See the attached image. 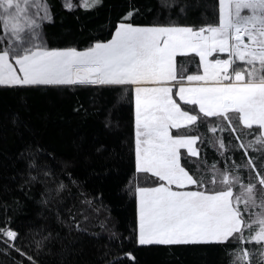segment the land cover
<instances>
[{"label": "snow or ice", "instance_id": "obj_1", "mask_svg": "<svg viewBox=\"0 0 264 264\" xmlns=\"http://www.w3.org/2000/svg\"><path fill=\"white\" fill-rule=\"evenodd\" d=\"M99 3L82 0L85 9ZM164 6H175V0ZM65 7L74 5L69 0ZM186 7L181 4L180 12ZM138 11L131 5L110 39L96 40L80 50L45 42L42 23L51 19L48 0H0V31L11 41V46L0 48V85L127 86L134 93L135 167L138 173L157 178L151 185L134 188L138 243L167 246L233 240L241 245L256 242L264 249V168L257 163L264 164V155L250 154H264V0H218L217 21L199 26L138 24L132 19ZM190 54L199 61L198 70L188 73L178 67L177 57ZM209 118H215L213 133L225 130V123L227 130L237 133L244 164L233 158L229 167L226 159L225 167L218 169L214 161L212 175L190 168L191 158L200 157L195 145L201 136L179 130ZM245 128L254 136L247 143L241 136ZM218 145L227 151L223 137ZM27 160L29 178L24 184L37 181L34 172L51 175V154L37 148ZM241 167L250 169L246 178ZM60 222L67 224L68 233L49 232L44 239L59 243L58 264H73L81 249L76 247L80 237L72 233L81 226L74 216ZM3 236L9 238L6 244L22 252L16 247L18 232L10 226V217L0 226ZM227 252L229 264L250 260L248 247ZM124 255L136 259L130 251ZM28 259L41 264L32 256Z\"/></svg>", "mask_w": 264, "mask_h": 264}, {"label": "trees", "instance_id": "obj_2", "mask_svg": "<svg viewBox=\"0 0 264 264\" xmlns=\"http://www.w3.org/2000/svg\"><path fill=\"white\" fill-rule=\"evenodd\" d=\"M71 1L74 7L69 9L66 0H48L51 19L43 21L42 36L50 47L77 46L82 50L96 40L110 39L131 5L139 9L132 19L144 25L171 22L199 26L218 19V0H175L171 8L164 5L173 0H100L91 9H85L82 0ZM184 3L187 7L180 12ZM6 45L11 42L0 31V48ZM188 56L190 59L177 57L178 67L188 73L197 71L198 57ZM134 111V93L127 86L0 85V226L10 217V226L18 232L16 247L22 249L16 251L5 243L9 238L0 237V264H33L28 256L41 264H58L61 257L55 253L59 243L44 237L49 232L66 235L67 224L60 221L73 216L81 226L72 233L80 237L76 247L81 249L73 264H229L227 249L237 246L250 249L251 264H264L259 260L264 250L253 242L138 243L134 188L151 185L157 178L136 170ZM214 122L215 118H209L179 130L201 136L196 143L200 157H192L189 166L205 175H212L214 161L221 169L226 159L229 167L233 158L237 164L246 160L237 133L227 130L226 123L225 130L218 128L213 133ZM250 131L245 128L241 133L245 143L254 139L248 135ZM220 137L227 151L219 148ZM37 148L53 157L51 175L34 172L37 181L27 185V157ZM257 163L264 168L259 160ZM239 171L246 178L250 169L241 167ZM61 182L63 189L58 188ZM129 251L135 260L124 255Z\"/></svg>", "mask_w": 264, "mask_h": 264}, {"label": "rangeland", "instance_id": "obj_3", "mask_svg": "<svg viewBox=\"0 0 264 264\" xmlns=\"http://www.w3.org/2000/svg\"><path fill=\"white\" fill-rule=\"evenodd\" d=\"M66 1H68L69 2V0H66ZM71 1V0H70ZM72 2V1H71ZM42 12H43V9H41V14H42ZM2 24V22H0V25ZM3 27V26H2ZM9 42H11L10 40H9ZM178 56H185V55H178ZM187 57H189L188 55H186ZM188 59H190V57L188 58ZM189 64H191V61H189ZM181 70H185V69H182L181 68ZM2 86H6V85H2ZM179 102V101H178ZM173 130H176V129H173ZM212 132V131H211ZM185 151V150H184ZM258 191V193H259V189L257 190ZM137 197V196H136ZM137 201H138V199H137ZM258 209H254V211H257ZM253 243H256V242H253ZM257 245H260V244H257ZM264 250V249H263ZM249 257H250V260L247 262V264H251V259H252V257H251V254H249ZM259 260H261L262 262H264V252L261 254V256L259 257Z\"/></svg>", "mask_w": 264, "mask_h": 264}, {"label": "crops", "instance_id": "obj_4", "mask_svg": "<svg viewBox=\"0 0 264 264\" xmlns=\"http://www.w3.org/2000/svg\"><path fill=\"white\" fill-rule=\"evenodd\" d=\"M190 55H194V56H196L195 54H190ZM196 57H198V56H196ZM198 59H199V57H198ZM196 146V145H195ZM182 151H184V150H182Z\"/></svg>", "mask_w": 264, "mask_h": 264}]
</instances>
